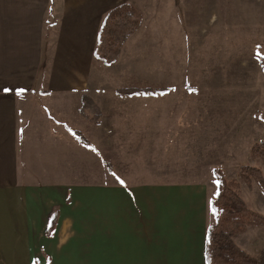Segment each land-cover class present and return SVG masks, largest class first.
I'll use <instances>...</instances> for the list:
<instances>
[{"label":"crops","instance_id":"crops-1","mask_svg":"<svg viewBox=\"0 0 264 264\" xmlns=\"http://www.w3.org/2000/svg\"><path fill=\"white\" fill-rule=\"evenodd\" d=\"M139 1L0 0V264H206L208 185L165 176L176 171L162 153L161 102L142 96V114L123 116L120 86L104 85L101 66L86 61L106 14ZM163 1L191 26L264 27V0H159L166 35ZM84 95L102 111L99 126L80 111ZM245 233L236 242L250 251Z\"/></svg>","mask_w":264,"mask_h":264},{"label":"rangeland","instance_id":"rangeland-1","mask_svg":"<svg viewBox=\"0 0 264 264\" xmlns=\"http://www.w3.org/2000/svg\"><path fill=\"white\" fill-rule=\"evenodd\" d=\"M157 1L140 0L139 7L131 3L141 12L143 23L114 63L104 66L89 54L86 61L101 66L104 85L120 86L117 105L123 116L142 114L137 107L142 96L161 102L157 105L155 101L154 107L166 113L162 153L176 171H166L165 176L175 173L182 181L207 184L211 200L217 190L214 171L219 169L239 183L248 206L262 214L257 209H264L257 199L263 195L259 185L248 188L238 172L242 165H251L264 175L263 160L252 155V147L264 138V64L257 57L264 58V27L239 26V21L220 19L191 26L190 19L180 18L179 4L163 1L161 5L171 11L166 35L153 10ZM120 108L113 107V111ZM137 125L142 126L140 121L133 123ZM119 133L116 147L127 134L124 127ZM116 147L113 150L121 149ZM133 164L130 175L139 173ZM117 165L122 174L123 168ZM210 213L213 223L211 209ZM261 229L249 226L244 230V241L250 243V251L245 250L252 255L264 248ZM260 230L261 236H256L254 232ZM258 245L262 247L255 253ZM252 246L256 248L253 252Z\"/></svg>","mask_w":264,"mask_h":264},{"label":"trees","instance_id":"trees-1","mask_svg":"<svg viewBox=\"0 0 264 264\" xmlns=\"http://www.w3.org/2000/svg\"><path fill=\"white\" fill-rule=\"evenodd\" d=\"M142 23L141 12L129 2L111 9L99 30L94 53L96 61L104 66L114 63L129 37L141 28ZM257 57L264 64V58ZM80 111L92 124H101L102 111L90 96H82ZM252 155L264 162V138L252 147ZM238 173L248 188L252 189L257 183L264 195V175L258 167L242 165ZM214 177L217 190L209 202L214 222L206 231V264H264V248L257 255H252L236 242V238L249 226L264 229V215L248 206L238 182L229 180L219 169L214 171ZM55 225L53 220L47 234L54 232Z\"/></svg>","mask_w":264,"mask_h":264},{"label":"snow or ice","instance_id":"snow-or-ice-1","mask_svg":"<svg viewBox=\"0 0 264 264\" xmlns=\"http://www.w3.org/2000/svg\"><path fill=\"white\" fill-rule=\"evenodd\" d=\"M121 183H123V181H121ZM214 211H215V209H214Z\"/></svg>","mask_w":264,"mask_h":264}]
</instances>
